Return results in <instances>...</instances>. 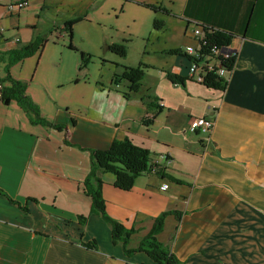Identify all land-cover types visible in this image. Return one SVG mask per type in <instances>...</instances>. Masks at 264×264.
<instances>
[{"label": "crops", "instance_id": "0c3cea01", "mask_svg": "<svg viewBox=\"0 0 264 264\" xmlns=\"http://www.w3.org/2000/svg\"><path fill=\"white\" fill-rule=\"evenodd\" d=\"M8 1L0 2V77L8 51L44 35L37 24L48 0H27L19 10H8ZM125 1L149 10L152 23L164 21L161 29L152 28L173 56L166 71L175 87L189 81L183 49L196 43L195 24L226 34L236 57L223 88L198 83L208 96L197 117L213 120L208 133L184 131L195 117L168 108L159 97L140 98L146 106L139 123L148 130L164 115V125L182 131L184 138L135 135L123 111L104 115L110 129L103 135L105 142L128 137L148 148L154 161L165 154L159 163L177 180L143 173L132 188L123 190L113 185L112 175L102 174L106 212L135 230L128 246L136 247L154 217L179 211V217H165L157 238L180 264H264V0ZM104 93L113 100L125 99L115 88ZM40 111L71 130L65 119L56 122ZM84 111L89 112V104ZM69 142L62 131L32 122L15 101H0V264H157L144 252L126 255L121 243L112 240L108 223L91 211L82 190L89 169L83 148L94 147L82 145L72 130ZM165 182L168 187L162 189Z\"/></svg>", "mask_w": 264, "mask_h": 264}, {"label": "rangeland", "instance_id": "374dc122", "mask_svg": "<svg viewBox=\"0 0 264 264\" xmlns=\"http://www.w3.org/2000/svg\"><path fill=\"white\" fill-rule=\"evenodd\" d=\"M44 8L37 24L39 33L47 38L42 53L14 63L9 71L13 68L12 76L25 80L26 92L38 98L42 112L51 117L48 119L56 122L65 119L74 138L94 148L109 145L103 137L110 132L104 115L112 110L123 111V118L135 135L147 132L154 140L185 137L182 131L175 133L164 125V115L157 117L148 130L138 121L145 111L144 100L140 99L143 96L159 97L168 108L189 118L201 115V103L208 96L200 90L203 86L189 78L196 84L187 81L185 87L178 88L168 79L166 63L173 56L163 47L162 39L156 37L160 33L152 28L149 10L125 0H48ZM69 20H74L71 37L62 28ZM175 24L176 28L180 25ZM69 41L74 50L68 48ZM110 43L124 44L125 56L118 57L107 50ZM139 62L146 66L142 67L139 91L127 100L106 97L107 89H126L123 80L114 85L113 76L121 73L123 66H136ZM0 72H3L1 62ZM88 104L89 112L85 113Z\"/></svg>", "mask_w": 264, "mask_h": 264}, {"label": "trees", "instance_id": "16d2710c", "mask_svg": "<svg viewBox=\"0 0 264 264\" xmlns=\"http://www.w3.org/2000/svg\"><path fill=\"white\" fill-rule=\"evenodd\" d=\"M142 5L157 10V7L154 5ZM73 24L74 20L66 21L63 24V29L67 31L69 37H71ZM152 24L154 29H161L164 21L162 19H154ZM207 38L211 42H229V37L222 31L213 32ZM46 42L47 38L44 35H39L22 47L8 51L7 60L3 67L4 75L0 77V101L4 104H8L12 100L15 101L28 114L32 122L62 131L64 142L70 143L69 127L63 123H53L44 118L39 105L26 93L27 84L13 77L9 71V68L14 63L40 52ZM68 48L74 50L71 41H69ZM107 49L118 57H124L126 54V46L122 43L109 44L107 45ZM171 52L177 53L178 50H172ZM80 55L82 64H84V55L82 52ZM142 67L146 66L141 63H138L136 66H123V71L113 76L112 82L116 86L122 80L126 82L125 90L116 89L121 92L125 99H128L132 93L138 92L141 88L143 78ZM167 77L171 81L174 80L168 73ZM224 84L225 81L222 78L212 76L203 85L213 89H221L224 87ZM73 123L74 121H72ZM83 150H86L89 155V169L82 181V190L90 201L91 211L98 214L108 223L112 240L121 243L126 255L139 251L146 253L157 264H180L176 255L158 240L157 235L162 230L163 222L167 215L174 214L176 217H179L181 213L177 210L161 212L154 217L150 230L139 240L137 246L129 247V238L135 230L133 228H126L106 212L105 200L102 195L103 180L101 176L102 174L112 175L113 185L123 190L132 188L135 179L143 173H153L160 178H168L174 181L176 179L164 172L165 167L161 163H156L153 160L148 148L134 143L128 137L113 139L110 145L104 149L83 148ZM0 191L2 192V190ZM79 221L83 222L84 216L79 215Z\"/></svg>", "mask_w": 264, "mask_h": 264}, {"label": "built area", "instance_id": "2783aa9c", "mask_svg": "<svg viewBox=\"0 0 264 264\" xmlns=\"http://www.w3.org/2000/svg\"><path fill=\"white\" fill-rule=\"evenodd\" d=\"M26 4L27 0H9L6 8L8 10H19L26 6ZM3 30V27L0 25V35ZM216 31L219 30L195 24L192 33L196 43L195 45H186L183 49V54L188 57L186 77L196 83L204 84L212 76L220 77L226 81L228 74L233 69L236 50L230 45V42H211L207 38V36ZM174 84L177 85L178 83L175 82ZM212 126L213 120L200 116L193 118L184 131L208 133ZM161 158L166 159L167 157L163 154ZM155 162L159 163L158 160H155ZM167 187V182L161 185L162 189H166Z\"/></svg>", "mask_w": 264, "mask_h": 264}]
</instances>
